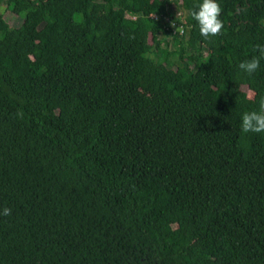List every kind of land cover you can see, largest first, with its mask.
<instances>
[{"label": "trees", "instance_id": "trees-1", "mask_svg": "<svg viewBox=\"0 0 264 264\" xmlns=\"http://www.w3.org/2000/svg\"><path fill=\"white\" fill-rule=\"evenodd\" d=\"M201 2L0 0V264H264V0Z\"/></svg>", "mask_w": 264, "mask_h": 264}, {"label": "clouds", "instance_id": "clouds-1", "mask_svg": "<svg viewBox=\"0 0 264 264\" xmlns=\"http://www.w3.org/2000/svg\"><path fill=\"white\" fill-rule=\"evenodd\" d=\"M221 13L222 9L217 0H202L191 12L192 18L198 23L202 37L208 39L221 34L224 28L220 18ZM254 51H258L259 55L252 56L238 65L239 69L249 76L260 68L261 59H264V45H256ZM241 130L244 133L264 132V96L259 99V111H250L241 116ZM0 214L11 215V209L4 208Z\"/></svg>", "mask_w": 264, "mask_h": 264}, {"label": "rangeland", "instance_id": "rangeland-1", "mask_svg": "<svg viewBox=\"0 0 264 264\" xmlns=\"http://www.w3.org/2000/svg\"><path fill=\"white\" fill-rule=\"evenodd\" d=\"M177 1H178V3L180 2V0H177ZM174 7H175L174 15H177L178 17H180V15H178V13H180V11L178 10V8H176V6H174ZM0 13L7 20L11 29L17 28L21 25L22 20H23V14L15 15V14L11 13L7 9L6 4H2L0 6ZM148 15H150V13L147 10H142L139 14L136 15V20L138 22H140L142 20V18L147 17ZM155 18H157V17H155ZM158 19H160V18L158 17ZM160 21L162 23H165L166 24L165 27H169V29L172 32H178L179 34H183V35H184V32H186L185 31L186 29L180 27V25H178L176 23V21L166 22L165 20L163 21L162 19H160ZM188 44H191V46H194V43H192V42L188 41Z\"/></svg>", "mask_w": 264, "mask_h": 264}, {"label": "built area", "instance_id": "built-area-1", "mask_svg": "<svg viewBox=\"0 0 264 264\" xmlns=\"http://www.w3.org/2000/svg\"><path fill=\"white\" fill-rule=\"evenodd\" d=\"M179 14V13H178ZM181 27V26H180Z\"/></svg>", "mask_w": 264, "mask_h": 264}]
</instances>
